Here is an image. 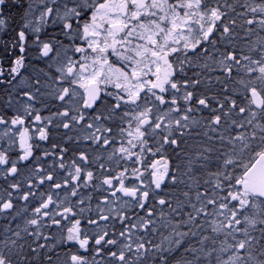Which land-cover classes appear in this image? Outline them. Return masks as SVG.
Listing matches in <instances>:
<instances>
[{"label":"snow or ice","instance_id":"obj_1","mask_svg":"<svg viewBox=\"0 0 264 264\" xmlns=\"http://www.w3.org/2000/svg\"><path fill=\"white\" fill-rule=\"evenodd\" d=\"M0 264H264V0H0Z\"/></svg>","mask_w":264,"mask_h":264}]
</instances>
